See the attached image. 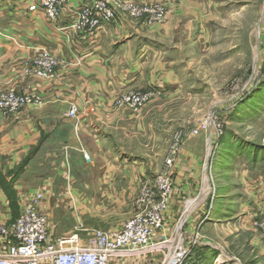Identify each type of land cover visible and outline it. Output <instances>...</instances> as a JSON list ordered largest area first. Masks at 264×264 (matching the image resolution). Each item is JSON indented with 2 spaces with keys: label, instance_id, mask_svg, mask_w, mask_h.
I'll return each mask as SVG.
<instances>
[{
  "label": "crops",
  "instance_id": "0c3cea01",
  "mask_svg": "<svg viewBox=\"0 0 264 264\" xmlns=\"http://www.w3.org/2000/svg\"><path fill=\"white\" fill-rule=\"evenodd\" d=\"M84 1L88 0H71L60 28L72 21L75 8ZM29 2L0 0V89L11 87L41 96L44 102L9 120L0 118V221L15 220L20 193L45 188V208L64 236L74 230L73 218L82 222L86 208L135 210L142 185L160 173L146 164L128 163L144 121L140 114L115 105L117 97L129 90H148L155 84L160 85L161 96L180 90L173 48H168L173 42H159L177 25L146 31L143 25L131 26L118 17L94 42H83L66 38L43 14L27 13ZM43 49L53 52L61 65L55 81L36 83L24 76L23 69ZM74 104L78 117L70 118ZM208 143L204 136L184 140L173 177L180 191L166 213L169 227L184 200L206 186ZM165 168L164 164L161 170ZM198 215L190 217L188 231L200 220ZM226 255L227 263L239 264Z\"/></svg>",
  "mask_w": 264,
  "mask_h": 264
},
{
  "label": "rangeland",
  "instance_id": "374dc122",
  "mask_svg": "<svg viewBox=\"0 0 264 264\" xmlns=\"http://www.w3.org/2000/svg\"><path fill=\"white\" fill-rule=\"evenodd\" d=\"M149 3L167 7L164 22L148 26L147 16L136 19L125 10L120 17L131 26L143 25L146 31L177 25L169 38L162 37L159 42H173L168 48H173L171 57L181 86L175 93L153 97L141 109L119 105L121 96L117 97L116 107L132 110L144 121L142 136L131 145L135 147L134 156L128 163L146 164L161 174L176 135H181L183 141L208 138L206 186L202 188L205 196L186 221L188 229L190 217L199 214L200 220L192 224L190 233L199 232L202 244L192 248L184 264H229L225 254L235 263L264 264V223L260 222L264 217V0ZM184 42L193 44L187 47ZM25 70L24 67L26 77ZM56 78L57 75L47 81L37 79L36 83L53 82ZM208 119L211 127L190 137ZM214 120L224 129L219 137L214 132ZM131 211L136 209L90 207L81 216L82 222L73 218L76 226L70 234L60 236L59 225L52 219L51 230L55 238H60L82 228L79 235L81 247H85L97 232L121 227L136 214ZM183 211L184 206L174 225H170L172 229L179 226ZM206 248L218 255L211 257L208 253V257H201L200 251ZM222 256L224 259L219 262ZM159 260V256H154L147 264Z\"/></svg>",
  "mask_w": 264,
  "mask_h": 264
},
{
  "label": "built area",
  "instance_id": "2783aa9c",
  "mask_svg": "<svg viewBox=\"0 0 264 264\" xmlns=\"http://www.w3.org/2000/svg\"><path fill=\"white\" fill-rule=\"evenodd\" d=\"M70 3L71 0H30L26 12L43 14L50 24L64 32L66 38L83 42H94L124 10L136 19L147 16L148 26L164 22L167 17V7L151 4L149 0H88L80 3L72 21L60 28ZM60 65L53 52L43 49L27 61L25 75L35 82L37 79L51 80L56 77ZM160 89V85L155 84L148 90H129L117 103L141 109L153 97L161 95ZM43 103L41 96L3 88L0 118L9 120L28 108H40ZM68 116L78 117L76 104L71 106ZM210 124L211 119L205 120L190 137L209 129ZM214 126L215 134L223 135L221 123L214 120ZM183 143L181 135H176L165 159V170L152 182L142 185L135 199L136 214L119 228L97 232L85 247H81L79 232L82 228L79 227L77 233L69 237H54L45 208V188L20 193L17 219L0 221V264H147L154 256L160 258L156 264H184L192 248L202 244L198 240L199 232L191 234L186 221L205 196V189L184 200L179 226L169 227L166 213L171 200L180 191L174 186L173 177ZM83 155L91 162L87 152ZM260 222L264 223V217Z\"/></svg>",
  "mask_w": 264,
  "mask_h": 264
},
{
  "label": "trees",
  "instance_id": "16d2710c",
  "mask_svg": "<svg viewBox=\"0 0 264 264\" xmlns=\"http://www.w3.org/2000/svg\"><path fill=\"white\" fill-rule=\"evenodd\" d=\"M12 198L11 199H13V196L12 195H10ZM18 210H19V208H18ZM19 216V211H18V215H17V217ZM17 217L15 218V219H17ZM208 253H211L212 255H211V257H214L215 256V253H214V250L213 249H208V248H206V250H203L202 252L200 251V256L201 257H203V258H206V257H208L209 256V254ZM208 255V256H207ZM216 255H218V253H216Z\"/></svg>",
  "mask_w": 264,
  "mask_h": 264
},
{
  "label": "bare ground",
  "instance_id": "6f19581e",
  "mask_svg": "<svg viewBox=\"0 0 264 264\" xmlns=\"http://www.w3.org/2000/svg\"><path fill=\"white\" fill-rule=\"evenodd\" d=\"M223 259H224V258L221 257L218 261L221 262V261H223Z\"/></svg>",
  "mask_w": 264,
  "mask_h": 264
}]
</instances>
